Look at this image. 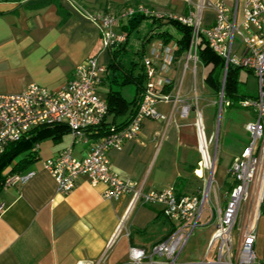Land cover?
<instances>
[{"label": "crops", "instance_id": "crops-1", "mask_svg": "<svg viewBox=\"0 0 264 264\" xmlns=\"http://www.w3.org/2000/svg\"><path fill=\"white\" fill-rule=\"evenodd\" d=\"M89 1L0 0V93H20L30 82L51 90L59 89L74 76L75 67L90 56H96L101 64L109 65L110 52L102 47L98 26L93 16L81 7V3L95 6ZM105 1H108V10L121 8L124 9L122 13L138 2L163 12L181 14L188 0ZM225 2L230 8L237 3L240 12L244 0H236L233 4ZM120 10L114 14L120 15ZM213 19L211 16L203 22L202 17V22L208 25ZM127 20L128 17H120L112 26L114 31L127 33L122 27ZM160 31L164 30L151 32ZM157 41L163 39L154 34L145 42L143 40L142 48L148 42ZM126 49L124 59L127 65L137 58L134 53L138 49L129 51L127 43ZM185 53L175 54L167 70L161 67L163 61L160 56L156 57V61L160 81L168 80L163 93L178 94L189 100L194 98L195 76L190 65L185 67ZM187 70L193 76L185 83ZM248 73L257 84L254 74ZM238 74L243 93L254 96L242 89L241 84L247 78L245 71L240 69ZM112 76L109 68L98 87L99 96L106 101L107 92L112 88L119 90L127 101L133 100L135 85L118 86L111 82ZM127 85H132L134 91L125 97L122 88ZM157 104L163 118L143 119L136 138L125 141L119 148L110 149L111 167L120 177L142 185L147 192L172 187L177 194L198 193L206 188L210 175L204 177L205 168L200 166L199 138L192 120L194 111L191 109L187 117H182L179 105ZM133 108L130 105L125 112L116 116L109 114L106 119L117 125L125 123L131 117ZM252 112L244 126L252 120ZM244 126L242 147L224 163L225 178L216 182L217 186L212 183L209 187L208 208L204 206L206 215L203 220L206 222H215L217 206L225 205V192L233 184L227 166L247 142L248 133ZM226 127L227 131L235 128L231 123ZM36 144V160L32 165L38 168L37 173L22 185L0 189V202L5 203V210L0 215V264H92L105 252L101 264H120L127 260V249L131 245L149 250L171 231L173 222L162 215L160 205L133 201L130 195L118 199L105 198L106 185L101 182L92 185L86 176H80L68 193L58 192L55 178L40 168L39 160L52 158L67 146L72 147L77 157L85 155L88 146L74 144L70 131H65L57 139L47 136ZM224 151L227 147H223ZM15 158L12 160H15L13 167L21 155ZM211 236L212 233L209 241Z\"/></svg>", "mask_w": 264, "mask_h": 264}, {"label": "built area", "instance_id": "built-area-1", "mask_svg": "<svg viewBox=\"0 0 264 264\" xmlns=\"http://www.w3.org/2000/svg\"><path fill=\"white\" fill-rule=\"evenodd\" d=\"M210 5L214 10L211 24H203L202 12L199 10L175 17L180 24L190 27L185 67L199 61L197 49L200 39L204 38L210 49L223 59V82L228 67L239 66L254 74L258 87L255 98H246L239 103L241 108L251 109L254 116L244 126L248 133L246 144L228 166L233 184L225 192V205L217 206L215 210V230L206 252V257L212 253L211 260L204 258L199 262L185 263L177 261V258L200 223L204 206L209 200L212 178L207 180L206 188L198 193L177 194L172 187L147 192L142 189V185L120 177L112 169L108 154L110 149L119 148L125 141L136 138L143 119L163 118L157 103L171 102L173 106L179 104L182 117H187L191 109L196 111V129L203 165L204 168L210 167V159L205 152L202 115L196 107V93L193 105L178 94L171 96L162 91L168 80L160 81L156 57L162 58L163 69H169L175 59V43H153L149 54L145 53L142 58L146 80L136 111L125 124L109 125L105 133L96 138L90 133L102 125L107 112V103L98 93L107 67L96 56H90L78 64L74 76L59 89L51 90L30 82L20 93H0V155L8 144L22 139L33 128L42 124L64 122L73 137V143L87 145L88 151L77 157L72 147L67 146L52 158L39 160L40 168L55 178L58 192L68 193L75 187L80 176H86L92 185L100 182L106 185L105 198L118 199L130 195L133 201L158 204L162 215L173 222L167 236L149 250L131 245L127 249V260L120 264H264L256 258L254 250L257 217L264 206V0H244L240 12L237 3L233 8L223 0H215ZM136 13L155 16L153 9L143 4L129 7L120 15L98 13L93 16L103 48L108 49L126 41L127 34L115 32L112 26L120 17H130ZM236 35L241 39L240 45H236ZM222 87L218 94L220 112L224 100ZM225 102L229 105L228 101ZM31 149L37 150L38 144H34ZM14 164L11 163L2 172L3 187L22 185L38 171L35 165H31L23 171L12 173ZM249 204L253 205L250 220L234 237L233 231L240 210L242 206ZM4 210L5 203L1 201L0 215ZM105 256L106 252L92 264H101Z\"/></svg>", "mask_w": 264, "mask_h": 264}, {"label": "rangeland", "instance_id": "rangeland-1", "mask_svg": "<svg viewBox=\"0 0 264 264\" xmlns=\"http://www.w3.org/2000/svg\"><path fill=\"white\" fill-rule=\"evenodd\" d=\"M103 1V0H102ZM215 0H188L186 3V6L182 11L181 14L177 13L176 11H161L157 9H153V14L155 16H152L153 18H174L179 16H185L188 15L190 11L193 13L197 12L199 10L202 12L201 16L203 17V22L207 21L211 16L214 17V10H212V7L210 5V2H213ZM230 2L233 4L236 0H223ZM242 0H240L241 2ZM90 4H95V6L85 5L86 8L91 10V8H94L95 11L99 12H105L103 3L101 1L97 0H90ZM88 3V4H89ZM82 4V3H81ZM200 6V7H199ZM121 8L117 10L109 9L107 11L108 14L118 13V11ZM124 9L120 10L121 13ZM159 16V17H158ZM152 17H145L143 18L138 26H136L130 33L127 45L129 48V51L137 50L142 48L143 38H145L151 31H159V30H168L175 34V37L180 36V31L174 27V25L166 22L167 20L161 19V21H152ZM236 45H240L241 39L239 36L236 35L235 37ZM153 45V42H148L145 44V53L149 54V48ZM190 68H192V72L195 76V82L192 89V94L194 97V94L196 93V99L197 104L196 107L201 112L202 115V123L204 125V143H205V152L207 153V156L210 159V167L205 168L203 171L204 177H207L210 175L209 180L211 179L212 183H214V186L216 185V182L222 181L226 176V167H225V161L229 158L233 152L237 151L240 147H242L243 142V133L242 129L244 126V123L247 119H249L251 113V109L241 108V107H229L226 105V102L223 100L222 108L220 112V101H219V95L212 93V89L207 88V84L203 81V73H207L208 68L204 66L200 61L195 62V64H191ZM241 71H245V74H247L246 82H244L242 85V89H244L247 92H250L251 94H254L255 96L258 94V87L255 83V80L251 74L248 73V71L244 68H241ZM192 72L190 70L186 71L185 74V83L191 79ZM195 88V89H194ZM194 90H196L194 92ZM134 91V87L132 85H127L122 88V93L125 97H128L130 93ZM172 96V95H171ZM174 96V95H173ZM188 103L195 104V98L187 100ZM171 103V102H170ZM172 104V103H171ZM179 105V104H176ZM193 124L194 129L197 127L198 122V116L196 115V111L193 110ZM220 112V113H219ZM180 114V112H179ZM181 116V115H180ZM231 123L235 128L231 131H227L228 124ZM197 132V129H196ZM223 147H227V151H223ZM224 155H222V154ZM201 155V167H204L203 165V155ZM227 157V158H226ZM16 159V158H15ZM18 159V157H17ZM15 161V160H14ZM12 161V163L14 162ZM231 161V160H230ZM232 162V161H231ZM231 162L228 166H230ZM225 163V164H224ZM227 166V167H228ZM229 167L227 168L228 172ZM208 204V203H207ZM206 204V208H208ZM253 205H244L242 206L239 216L237 225L234 232V237L237 236V232H239V229H244L246 227V224L249 222V217L252 215ZM206 210L201 215V219L199 225L194 229L192 235L190 236L189 240L187 241V244H185L184 247H182V251L180 255L177 258V261L179 262H185V263H193V262H199L200 260L206 258V260H211L213 255L212 253L206 257V252L209 246V238L210 234L214 230V223L213 221L206 222L205 219ZM257 223H256V242L254 243V250L256 253V258H258L262 263H264V213L261 212L259 217H257ZM217 243H215L216 245ZM213 245L214 247H216Z\"/></svg>", "mask_w": 264, "mask_h": 264}, {"label": "trees", "instance_id": "trees-1", "mask_svg": "<svg viewBox=\"0 0 264 264\" xmlns=\"http://www.w3.org/2000/svg\"><path fill=\"white\" fill-rule=\"evenodd\" d=\"M103 3L104 11L100 13H107V5L108 1H101ZM140 3H134L132 7L139 5ZM144 5V4H143ZM146 6V5H144ZM83 10L89 12L92 16L97 15V11L94 8L89 10L85 7V4H81ZM131 7V6H128ZM148 7V6H146ZM150 8V7H148ZM153 9V8H150ZM145 17H152L150 15H146L143 13H136L130 17H128L127 23L125 26H122L126 30L127 38L128 34L140 23V21ZM165 19V18H164ZM160 18H153L152 21H159ZM168 23L174 25L179 31L180 36L174 37L172 33L165 30L157 33L150 32L146 38H144V42L148 40V38H152L154 34H157L159 38H162L164 43H169L174 41L175 43V52L174 54L180 55L182 52L186 51L189 44V36H190V27L184 24H180V21L174 18H167ZM126 41L109 47L108 50L110 52V62L107 67V70L110 68L112 70L113 76L110 79L112 83H115L118 86H123L126 84L133 83L136 88L135 97L131 101H127L121 94L119 90L110 89L107 93V112L105 115L104 121L102 125L98 126L96 129L91 132L92 137H98L105 133V129L109 125L120 126L122 124H115L114 121L108 122L107 117L109 114H113L116 116L117 114L123 113L127 110L128 106H133V110L131 111V115L136 111L137 104L140 101L142 90H144V84L146 80L144 68L142 65V58L145 55L144 47L138 49L134 54L137 55V58L132 59L126 65L125 63V55H126ZM198 59L200 63L208 68L206 75H204V82L207 84L208 88L212 89L215 94H219L222 84L224 91V101L229 102V107H240L239 103L241 100L246 98H255L256 96L246 95L243 93L241 88L239 87V79L238 73L242 67L239 66H229L227 72L225 74L224 82H223V68L224 62L223 59L216 54L210 47L208 46L206 40L204 38L200 39L198 45ZM136 69V71H134ZM249 71V70H247ZM251 72V71H250ZM65 131H69V128L66 124L63 123H51V124H42L31 131L28 132L27 135L18 141L12 142V144H8L4 152L0 155V189L3 188V177L2 172L6 166L9 165L10 162L16 157L20 156L16 165L12 168L13 172L23 171L29 166L32 165L33 161L36 160V152L37 150H32L31 148L39 142L42 138L50 136L54 139H57L61 134H64Z\"/></svg>", "mask_w": 264, "mask_h": 264}, {"label": "water", "instance_id": "water-1", "mask_svg": "<svg viewBox=\"0 0 264 264\" xmlns=\"http://www.w3.org/2000/svg\"><path fill=\"white\" fill-rule=\"evenodd\" d=\"M219 113H220V112H219ZM262 205H264V204H262ZM261 212L264 213V206H262V208H261Z\"/></svg>", "mask_w": 264, "mask_h": 264}]
</instances>
